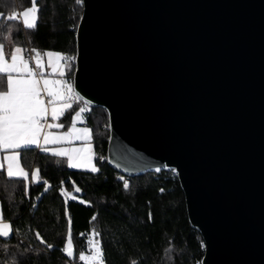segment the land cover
<instances>
[{"label": "water", "instance_id": "water-1", "mask_svg": "<svg viewBox=\"0 0 264 264\" xmlns=\"http://www.w3.org/2000/svg\"><path fill=\"white\" fill-rule=\"evenodd\" d=\"M81 4L72 83L107 165L173 171L201 264H264V0Z\"/></svg>", "mask_w": 264, "mask_h": 264}, {"label": "trees", "instance_id": "trees-1", "mask_svg": "<svg viewBox=\"0 0 264 264\" xmlns=\"http://www.w3.org/2000/svg\"><path fill=\"white\" fill-rule=\"evenodd\" d=\"M37 2L40 11L35 29L25 30L20 22V31L5 41V55L8 57L16 45L28 50L38 49L41 53L65 54L72 58L73 66L69 70L72 82L75 34L82 4H77L76 0ZM30 6L31 0H0V13L4 14L0 17V25H15V21L8 22L6 17ZM3 35H8L7 30ZM80 105L85 104L78 101L73 110H66L60 122L68 126ZM82 117V125L90 131L99 172L92 174L70 169L66 163L58 164V158L37 149L24 153L22 163L27 169H40L39 179L51 185L47 192H44L46 184L30 183L26 196L23 183L9 181L5 172L0 175V207L3 220L12 228L6 243L5 238H0V264H12L14 255L18 264H69V261L85 264L79 261V255L89 252V236L93 230L100 234L104 264H133L134 261L136 264H201L204 243L188 221L184 195L173 171H152L133 177L121 175L106 162L109 138L106 111L86 106ZM101 156L104 159H98ZM120 177L130 182L128 191L123 189ZM61 181L65 183L61 185ZM77 186L82 189L78 194L74 193ZM61 187L65 193H74L79 200L90 201L91 206L64 198ZM65 199L72 220V258L60 250L68 236ZM93 215L97 218L90 223ZM36 232L52 244L53 249L41 245ZM29 246L31 250L25 253L24 249Z\"/></svg>", "mask_w": 264, "mask_h": 264}, {"label": "snow or ice", "instance_id": "snow-or-ice-1", "mask_svg": "<svg viewBox=\"0 0 264 264\" xmlns=\"http://www.w3.org/2000/svg\"><path fill=\"white\" fill-rule=\"evenodd\" d=\"M76 3H81V0H76ZM39 11L37 0H31L30 7L6 17L8 22L15 21V25L8 23L0 25V154H2L0 155V175L4 174L6 166L8 180L23 183L26 196L31 182L46 184L44 192H47L51 187L47 181L39 179V168L29 173L23 165L22 156L28 151L38 149L48 153L52 157L58 158L56 160L58 164L66 163L68 168L82 169L92 174L100 170L93 161V149L90 144H87V141L90 140L89 129L76 127V118L85 113V107H79L78 110L74 111L71 127L59 122L66 115V110H73L74 104L81 100L70 79L69 70L73 66L72 58L52 51L41 53L38 49L28 50L19 45H16L14 50L10 52V58L5 55V41L15 32L20 31V17L23 18L22 24L25 30H34ZM3 15V13H0V17H3ZM6 30L8 32L7 36L3 35ZM13 44H15V40H13ZM31 53L35 55H31ZM42 56L48 58L49 68H52L55 62L56 72L48 73V75L58 74L60 79L44 78ZM33 61L34 67H31L30 64ZM61 62L64 63L63 68L60 67ZM65 76H68L69 79H64ZM49 116L53 123L48 122ZM65 127H67V131L62 134L50 131L51 129ZM73 139L85 141L87 146L74 147L70 150L49 149L47 147V145H57ZM98 159H104V157L101 156ZM155 171L159 172L161 169L156 167ZM120 179L123 181V189L128 191L131 187L130 182L124 177H120ZM64 183V181H61V185ZM81 191L80 187H75L76 193ZM160 191H163V189H160ZM61 195H64L63 187H61ZM71 199L77 200L78 197L72 195ZM79 202L91 206L90 201L86 202L81 199ZM64 205L68 225V239L66 246L60 250L67 257L72 258L74 256L71 239L72 220L68 213L67 199L64 200ZM96 218L93 215L90 223ZM2 219L3 215L0 211V220ZM151 219L152 214L150 212L149 220ZM11 232L10 223H0V238H5L4 243L10 238ZM93 235L96 239L91 242L92 248L88 249L91 255L82 253L79 255V261L85 262V264H104V252L99 240L100 234L93 230ZM36 238L47 249H53L54 246L48 244L39 232H36ZM30 250L31 246L25 248L24 252L27 253ZM12 264H18L15 255L12 257ZM69 264H71V261H69ZM133 264H136V262L134 261Z\"/></svg>", "mask_w": 264, "mask_h": 264}, {"label": "rangeland", "instance_id": "rangeland-1", "mask_svg": "<svg viewBox=\"0 0 264 264\" xmlns=\"http://www.w3.org/2000/svg\"><path fill=\"white\" fill-rule=\"evenodd\" d=\"M25 9H27V8H25ZM25 9H23V10H25ZM23 10H21V11H23ZM21 11H19V12H21ZM22 17H20V22H21V24H22ZM23 25V24H22ZM14 50V49H13ZM54 53H56V52H54ZM35 55V54H34ZM33 55V56H34ZM8 57L10 58V55H8ZM42 62H43V64H44V69H43V71L45 72V77L44 78H48V79H60V77H59V75L58 74H56V75H48V73H54V72H56V68H55V62H54V64H53V67L52 68H49L48 67V58L46 57V56H43V59H42ZM60 67L61 68H63L64 67V63L63 62H61V64H60ZM45 99H47V98H45ZM80 107H85V109H86V106L85 105H80ZM74 115V114H73ZM82 116H83V114H82ZM78 117V118H76V120H77V122H76V127L77 128H80V129H82V128H85L82 124H83V117ZM73 117V116H72ZM72 117H71V119H70V121H69V124H68V127H71V124H72ZM48 122L49 123H53V121L51 120V117L49 116L48 117ZM60 122V121H59ZM50 131H52V132H56V131H60V132H65V131H67V128L66 129H62V128H60V129H51ZM90 132V131H89ZM91 136H90V140L89 141H87V144H90L91 145V147H92V144H91ZM42 142V141H41ZM84 146H87L86 145V143H85V141H82V140H76V139H73V140H71V141H66L64 144H61V145H47V147L49 148V149H53V148H58V149H71V148H74V147H84ZM92 149H93V147H92ZM0 155H2V154H0ZM66 159V158H65ZM93 161H94V163H95V155H94V152H93ZM96 164V163H95ZM96 166H97V164H96ZM27 169V168H26ZM36 168H32V169H27L28 171H29V173H31V171H34ZM70 169H72V168H70ZM75 170H81V171H85V170H82V169H75ZM5 175H6V166H5ZM7 176V175H6ZM30 179V178H29ZM31 183H35V182H31ZM74 193H76L75 192V190H74ZM74 193H65L64 192V195H63V197L64 198H68V199H70V200H72L71 199V196L72 195H74ZM76 194H78V193H76ZM79 199H77V201H78ZM0 211H1V207H0ZM0 223H8V222H6V221H4L3 219L2 220H0ZM67 239H68V236H67V238H66V242H67ZM96 238L94 237V235H93V231L91 232V234H90V236H89V249H91L92 248V241H94ZM66 242H65V246H66ZM64 246V247H65ZM87 253H85V255H86ZM83 263H85V262H83Z\"/></svg>", "mask_w": 264, "mask_h": 264}, {"label": "built area", "instance_id": "built-area-1", "mask_svg": "<svg viewBox=\"0 0 264 264\" xmlns=\"http://www.w3.org/2000/svg\"><path fill=\"white\" fill-rule=\"evenodd\" d=\"M14 12H17V11H13L12 13H14ZM12 13H11V14H12ZM31 55H33V54H31ZM42 59H43V56H42ZM30 66H31V67H34V61L32 62V64H30ZM86 255H91V253L88 252Z\"/></svg>", "mask_w": 264, "mask_h": 264}, {"label": "crops", "instance_id": "crops-1", "mask_svg": "<svg viewBox=\"0 0 264 264\" xmlns=\"http://www.w3.org/2000/svg\"><path fill=\"white\" fill-rule=\"evenodd\" d=\"M13 50V49H12ZM65 79V77H64ZM53 133H56V134H62L63 132H60V131H56V132H53ZM66 142V141H65ZM65 142H61L60 144H57V145H61V144H64Z\"/></svg>", "mask_w": 264, "mask_h": 264}]
</instances>
